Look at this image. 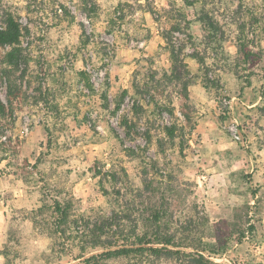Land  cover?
<instances>
[{
	"label": "rangeland",
	"instance_id": "374dc122",
	"mask_svg": "<svg viewBox=\"0 0 264 264\" xmlns=\"http://www.w3.org/2000/svg\"><path fill=\"white\" fill-rule=\"evenodd\" d=\"M5 11L29 60L11 105L0 46V264H76L57 258L53 200L73 196L78 214L111 201L134 226L146 175L163 231L212 244L217 263L264 264V0H0Z\"/></svg>",
	"mask_w": 264,
	"mask_h": 264
},
{
	"label": "trees",
	"instance_id": "16d2710c",
	"mask_svg": "<svg viewBox=\"0 0 264 264\" xmlns=\"http://www.w3.org/2000/svg\"><path fill=\"white\" fill-rule=\"evenodd\" d=\"M189 4H195L198 0H186ZM198 21L205 29L217 30L218 24L203 9L197 10ZM25 28L13 11H5L0 18V46L8 50L3 55L2 76L6 80L9 103L13 104V97L19 93L14 79L15 72L20 70L23 63L29 60V53L23 46ZM28 31V29H27ZM174 54V50H173ZM23 71L21 74L23 75ZM86 86L91 87L90 75L82 70ZM88 84V85H87ZM123 93H126L124 91ZM124 98V96H123ZM122 101L116 102L114 111L120 110ZM6 103L0 98V117H8L10 111ZM108 109V108H107ZM12 110V109H11ZM12 112V111H11ZM169 136L174 135L173 128L167 127ZM125 151L132 150L124 148ZM112 152V151H111ZM110 152V154H111ZM101 173V172H99ZM113 180L115 173L108 174ZM104 197L109 195L119 200L120 188H114L113 192L103 184V178L99 181ZM142 187L135 189L136 197L149 200V206L139 210V222L134 226L129 223V211L117 208L110 202V212L97 214H78L75 210V198L73 196L65 199L55 198L52 203L54 220L50 223L51 234L56 237L55 244L61 248L58 260L61 257H71L79 260L76 264H111L119 261L122 264H162L169 262L173 264H221L213 261L205 253L219 254L216 248H207L208 243L196 246L186 242H178L176 235L162 230V212L154 199L156 189L153 180L147 175L142 178ZM46 204L38 210H34V220L37 215L44 212ZM191 245L193 250H186ZM193 245V246H192ZM57 251V250H55ZM64 253V254H63Z\"/></svg>",
	"mask_w": 264,
	"mask_h": 264
}]
</instances>
